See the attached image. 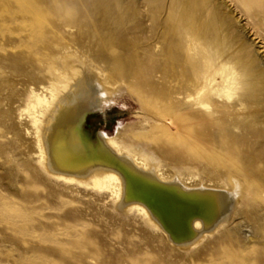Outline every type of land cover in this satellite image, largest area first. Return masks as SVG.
<instances>
[{"label":"rangeland","instance_id":"obj_1","mask_svg":"<svg viewBox=\"0 0 264 264\" xmlns=\"http://www.w3.org/2000/svg\"><path fill=\"white\" fill-rule=\"evenodd\" d=\"M83 76L103 96L81 129L93 143L118 129L122 144L164 141L178 129L155 112L169 106L211 116L209 156L162 158L229 195L200 245L42 167L30 89ZM0 264H264V0H0Z\"/></svg>","mask_w":264,"mask_h":264},{"label":"bare ground","instance_id":"obj_2","mask_svg":"<svg viewBox=\"0 0 264 264\" xmlns=\"http://www.w3.org/2000/svg\"><path fill=\"white\" fill-rule=\"evenodd\" d=\"M90 83L91 79L83 76L66 90V84L61 91L31 87L30 125L42 167L65 183L110 189L119 207L138 213L148 227L174 246L190 249L200 245L222 217L229 195L221 189L185 185L173 174L175 165H163L162 158L180 163L198 150L209 156L210 145L199 142L208 140L204 132L211 116L199 114L198 109L174 115L175 109L169 106L155 112L178 129L164 141L156 137L141 147L122 144L118 129L113 136L100 132L93 143L84 137L81 119L87 109L102 108L103 96L93 97ZM235 155L226 157L232 160ZM248 157V162L254 160Z\"/></svg>","mask_w":264,"mask_h":264},{"label":"water","instance_id":"obj_3","mask_svg":"<svg viewBox=\"0 0 264 264\" xmlns=\"http://www.w3.org/2000/svg\"><path fill=\"white\" fill-rule=\"evenodd\" d=\"M98 111V109H93V108H91V109H87L84 113H83V116H82V121H81V124H82V127H80L81 129L83 128V121H84V119H85V116H86V114L87 113H89V112H97Z\"/></svg>","mask_w":264,"mask_h":264}]
</instances>
